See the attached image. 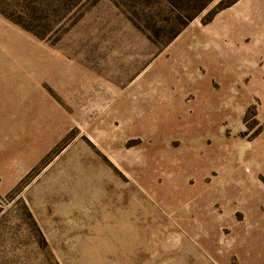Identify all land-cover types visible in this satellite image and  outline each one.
Returning <instances> with one entry per match:
<instances>
[{"label":"rangeland","instance_id":"374dc122","mask_svg":"<svg viewBox=\"0 0 264 264\" xmlns=\"http://www.w3.org/2000/svg\"><path fill=\"white\" fill-rule=\"evenodd\" d=\"M0 264H264V0H0Z\"/></svg>","mask_w":264,"mask_h":264}]
</instances>
